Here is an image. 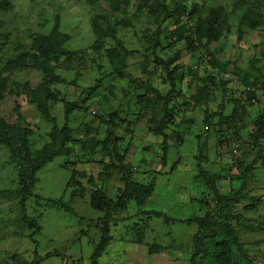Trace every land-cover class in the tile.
<instances>
[{"label":"rangeland","instance_id":"374dc122","mask_svg":"<svg viewBox=\"0 0 264 264\" xmlns=\"http://www.w3.org/2000/svg\"><path fill=\"white\" fill-rule=\"evenodd\" d=\"M162 5L179 9V17L167 18ZM219 9L223 37L207 45L196 25ZM41 38L54 51L48 62L35 44ZM254 83H264V0H0V140L29 134L34 158L60 148L59 134L72 130L68 154L37 174L26 201L41 216L42 232L33 239L22 221V182L13 164L28 153L19 141L0 145V192L9 194L0 197V264L37 258L39 264H93L104 213L91 206V192L102 189L118 201L126 188L120 170L104 171L114 160L104 141L116 111V164L130 165L134 181L155 187L145 206L131 202L116 215L113 240L98 264H191L193 237L219 231L222 221L237 239L209 248L217 253L213 263L264 264V185L256 183L264 179V162L252 164L255 122L248 118L261 113L264 96L255 92L249 112L240 107ZM48 103L46 119L39 106ZM235 107H244L246 118ZM221 110L237 115L231 135L224 134L226 124L218 129V118L205 122ZM168 112L175 117L166 130L164 164L154 128ZM249 164L254 168L245 179ZM73 188L83 198L72 199ZM239 191L244 199L233 197ZM61 199L74 213L47 204ZM222 209L227 217H217ZM142 213L160 215L151 221L149 245L135 242L129 230Z\"/></svg>","mask_w":264,"mask_h":264},{"label":"trees","instance_id":"16d2710c","mask_svg":"<svg viewBox=\"0 0 264 264\" xmlns=\"http://www.w3.org/2000/svg\"><path fill=\"white\" fill-rule=\"evenodd\" d=\"M159 10H161V12H163V14L165 16H167V18L176 16L177 18L179 17L178 14V10L179 9H175L173 11L169 10V8L167 7V5H162L159 7ZM221 9L218 10H212L209 15L208 18L204 21H200L199 24L196 25L197 27V36L199 37V39L204 38L207 41V45L212 44V43H216L218 42L222 37H223V28H222V23H221V19H222V14H221ZM183 15H188L187 11L185 9L182 10ZM185 30H187L185 27H182ZM188 40V38L186 39ZM35 44L37 46V49L39 51V56L41 59H43L45 62H48L47 60L50 59L51 55L54 53L53 48L50 46H47V40L45 38H41V39H36L35 40ZM54 47V46H53ZM48 67L46 66L44 68V71L46 73H48ZM49 74V73H48ZM51 74V73H50ZM50 74H49V81H51L50 79ZM54 81V78H52ZM56 80V79H55ZM205 81L207 79H204ZM174 81L175 79L171 78V82L174 85ZM252 88L255 89H262L264 92V83H254L253 85H251ZM157 95H159L157 92H155ZM255 91L253 93L248 92V98L246 97L245 99V103L240 105L246 107V111H247V104L253 105L252 101L255 98ZM160 96V95H159ZM241 99V98H240ZM164 102V108L165 105L167 107L168 106V102L163 100ZM244 107H242V109H244ZM239 107H236V109L234 111H237ZM39 109L43 115V117L45 116L46 119H49V103L48 105H40ZM241 109L240 114H243V110ZM166 110V112L168 111V109H164ZM174 112H176L174 110ZM169 113V112H168ZM225 111L223 112L222 110L217 112V113H213L211 115H208L207 117V121H205L208 125L209 122L212 120V118H218L219 122H218V129L220 130V128L222 129L224 127V125L226 124L227 127V132L228 130H230L232 128V124H231V120H233V117H235L237 119V115H234L233 117H225ZM47 115V116H46ZM49 117V118H48ZM109 119V128L107 131V138L104 141L105 147L107 148V155L108 156H113L114 160L111 159L109 163H106V165L104 166V171L106 174H108L109 172L111 173L112 170L114 169H118L121 171V173L123 174V180L125 181V193L123 195H121L120 197H118V201L116 199H114L113 197L109 196L106 194L105 191L101 190H96L91 192L92 194L90 195L91 199H90V204L93 208H95L96 210H100L104 213L103 218L100 219L101 222V234H100V239L98 244L95 247L94 253H93V258H92V263L93 264H98V259H100L103 255V253L105 252L107 246L110 244V242L113 240L112 236H111V229L112 227H117L118 224L116 223V215L119 213V211L121 210H125L128 206L129 203L134 202L136 203V205L138 207H142L145 206V204L149 201V199L152 196V193L154 191V184H150V185H145L139 182L134 181V173L132 171V168L130 165H121V163L119 165L116 164V159L119 158V155L117 154V144H118V139L113 140V138H115V133H114V127H117V124L119 125V123L115 124V121L118 120L119 118V111H116L114 113H112ZM175 117V114H171L169 113L168 117L165 116L164 119H162L159 124H157V126H155L154 128V133L156 134V137H161L163 139L162 142V151H163V163L167 164V156L169 153V137L166 134V130H168L171 126L170 122L172 121V118ZM237 121V120H236ZM220 126V127H219ZM116 129V128H115ZM209 129V126H208ZM67 129H65L63 131V134H59L60 139V148L58 147H53L52 149H50V151H46L43 154V157L40 158L39 157H34L32 158L31 155L29 154L30 150H29V146H28V139L27 137L29 136L26 135L25 137H22V139L18 140V136L15 133H11L9 134L7 137H5V139L0 140V145L3 146H8V147H16L18 145V141L20 142L19 146L21 147V149L28 153L27 155H25L23 153V156H21L19 158L18 161H21L20 163H13L16 165V167L19 169V175L21 178V182H22V189L20 191V196H19V201H20V205L22 206L21 208V213H22V221L24 222V226L26 229H30L31 231H34V233L31 234V239H33L32 237L40 234L41 231V225H40V221H41V216L39 218V216H37L36 214H39L36 209L34 211V214H31L29 212V207L28 205H26V201H28L30 198L33 197V192L34 189L36 188L37 182H38V178H37V174L43 170V168H45L49 163L52 162V160L54 158L57 157H64L65 155H67L68 153L64 151V149H66L67 144L71 141L70 136H71V131L72 130H67L69 132L66 131ZM229 133V132H228ZM225 136L231 135L232 133L226 134L224 133ZM221 135V132H220ZM20 137V138H21ZM264 138V116L260 115V117H258V119H256L255 121V131L254 134L252 135V146L254 145V149L257 150V156L254 160V162L252 163L255 166V163H257L259 160L262 159V161L264 162V147L261 146L260 141ZM114 141V142H113ZM114 144V149L112 152H109V146ZM12 158V162H13ZM20 164V165H19ZM250 167L249 169L246 170V173L244 175V178L246 179V177H249L251 175L250 170H252L254 167H251V164L247 165V167ZM173 169L175 170V166H173ZM78 176L77 171L76 172H72V175ZM85 176V175H83ZM72 179V178H71ZM73 180V179H72ZM71 181V180H70ZM68 183L67 187L70 189L72 186V181ZM246 181V180H244ZM89 183H93L92 179L89 178L88 179ZM5 195H9L7 192H0V197L5 196ZM72 199H76V198H83L82 197V193H80V191H78L77 188H73L72 189V193H70V195ZM85 197V196H84ZM234 198L236 197H242V199H244V197L242 196V192H236L235 195H233ZM251 199V198H250ZM231 199H227L225 198V202H229ZM63 200H59L57 201L58 203H52V201L47 202V204L49 206H56L67 212H71L74 213L73 209H70V207L68 206V203H64L62 202ZM261 199H258L257 201V206L255 207V209H257L258 205L261 203ZM230 205V203H229ZM228 207V206H227ZM225 208V207H224ZM226 210L227 212L229 211L228 209H222V211L218 212L217 217H227L226 215ZM258 210V209H257ZM140 216H145L146 218L142 221H139V218L141 217H134V218H138V221L133 223L134 226H132V229L130 233H133V236L136 238L134 239L135 242H139V243H148L149 245V241H147L148 239V234L147 233L150 229V225H151V221L156 219L157 217H160V215H154V213L150 214V213H142L140 214ZM152 217V218H151ZM261 229H263V227H261ZM237 238H233L231 234L229 233V228L226 225L225 222H221L220 223V230L215 232V233H209L208 231H202L197 233L194 237V250H193V254L191 257V264H220V263H213L215 262V259H213V257L217 256V253H210L209 254V248H213L216 246H220L222 244H225L226 242H230V241H236ZM229 240V241H228ZM209 243L214 244V246H212L210 244V246L208 245ZM153 247H155V249H159L160 246H155L153 245ZM40 259H36L35 261H33L30 264H39ZM8 264V263H7ZM10 264V263H9ZM230 264V262L228 263Z\"/></svg>","mask_w":264,"mask_h":264},{"label":"crops","instance_id":"0c3cea01","mask_svg":"<svg viewBox=\"0 0 264 264\" xmlns=\"http://www.w3.org/2000/svg\"><path fill=\"white\" fill-rule=\"evenodd\" d=\"M263 96H264V92H263V94H262ZM255 99V98H254ZM263 99H264V97H263ZM248 105H250V104H248ZM257 107H261V113H259V115L258 116H256V114L254 115V114H249L248 115V118H249V121H256V119H258V117H260V115H263L264 116V100L263 101H261L260 102V104L259 105H257ZM235 109H236V107H235ZM243 111H244V109H242ZM231 112H232V110H231ZM238 112L240 113L241 112V109H239L238 108ZM246 112H249L248 111V109H247V111ZM252 112V111H251ZM225 114V117L226 116H228V114L225 112L224 113ZM241 116V115H240ZM246 116H247V114H244V117L246 118ZM242 129H243V127H241V128H239V130H240V134H241V132H242ZM243 140H246L245 138L243 139ZM260 143H261V146H263L264 147V138L260 141ZM264 150V149H263ZM248 160H251V159H249L248 158ZM256 183H257V185H264V179H259L258 177H257V181H256ZM261 197L262 196H264V193L263 194H261L260 195ZM262 198H264V197H262Z\"/></svg>","mask_w":264,"mask_h":264},{"label":"clouds","instance_id":"9594fccd","mask_svg":"<svg viewBox=\"0 0 264 264\" xmlns=\"http://www.w3.org/2000/svg\"><path fill=\"white\" fill-rule=\"evenodd\" d=\"M255 89V88H254ZM263 90H261V91H258V90H255V92H257L258 94H260V95H262L263 94V92H262ZM253 100H255V102L256 103H253V106H254V104H257V99L255 98V99H253ZM261 164H263V163H261Z\"/></svg>","mask_w":264,"mask_h":264},{"label":"built area","instance_id":"2783aa9c","mask_svg":"<svg viewBox=\"0 0 264 264\" xmlns=\"http://www.w3.org/2000/svg\"><path fill=\"white\" fill-rule=\"evenodd\" d=\"M255 90H257V89H254V88L252 89L253 92H254ZM262 92H263V91H262ZM252 102H253V103H256L255 100H253ZM262 167L264 168V163L262 164Z\"/></svg>","mask_w":264,"mask_h":264}]
</instances>
